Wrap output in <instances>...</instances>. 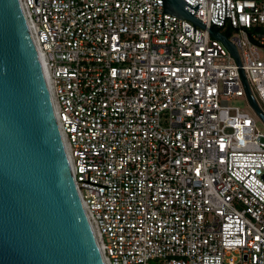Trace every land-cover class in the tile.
I'll return each mask as SVG.
<instances>
[{"label":"built area","instance_id":"obj_1","mask_svg":"<svg viewBox=\"0 0 264 264\" xmlns=\"http://www.w3.org/2000/svg\"><path fill=\"white\" fill-rule=\"evenodd\" d=\"M185 1L264 113V0ZM19 2L104 264H264V131L224 43L162 0Z\"/></svg>","mask_w":264,"mask_h":264},{"label":"water","instance_id":"obj_2","mask_svg":"<svg viewBox=\"0 0 264 264\" xmlns=\"http://www.w3.org/2000/svg\"><path fill=\"white\" fill-rule=\"evenodd\" d=\"M162 4L164 13L191 20L194 32L197 24L224 43L249 104L264 121L235 45L194 16L201 3ZM0 264H104L19 0H0Z\"/></svg>","mask_w":264,"mask_h":264},{"label":"rangeland","instance_id":"obj_3","mask_svg":"<svg viewBox=\"0 0 264 264\" xmlns=\"http://www.w3.org/2000/svg\"><path fill=\"white\" fill-rule=\"evenodd\" d=\"M228 103L231 106H237L241 110L249 113V115L255 120L256 128L260 131H264V121L256 115L255 111L251 108L248 100L245 97L231 98L229 99Z\"/></svg>","mask_w":264,"mask_h":264},{"label":"bare ground","instance_id":"obj_4","mask_svg":"<svg viewBox=\"0 0 264 264\" xmlns=\"http://www.w3.org/2000/svg\"><path fill=\"white\" fill-rule=\"evenodd\" d=\"M40 60H41V64H42V66H43V69H44V72H45V76H46V78H47L46 69H45V67H44V63H43V61H42V58H41V56H40Z\"/></svg>","mask_w":264,"mask_h":264}]
</instances>
